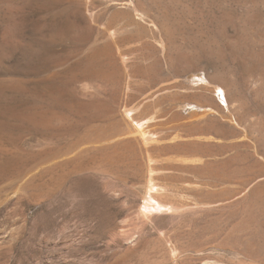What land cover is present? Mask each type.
Instances as JSON below:
<instances>
[{"label": "rangeland", "instance_id": "374dc122", "mask_svg": "<svg viewBox=\"0 0 264 264\" xmlns=\"http://www.w3.org/2000/svg\"><path fill=\"white\" fill-rule=\"evenodd\" d=\"M124 1L0 0V264H264V0Z\"/></svg>", "mask_w": 264, "mask_h": 264}, {"label": "bare ground", "instance_id": "6f19581e", "mask_svg": "<svg viewBox=\"0 0 264 264\" xmlns=\"http://www.w3.org/2000/svg\"><path fill=\"white\" fill-rule=\"evenodd\" d=\"M123 1V0H122ZM126 4H130L131 6H132V10L133 11H135V12H137L138 11V9H137V7H136V5L134 4V1L133 0H125L124 1ZM143 19H144V17H142ZM151 24H153V23H151ZM154 26H156V29H157V37H158V42H159V44H160V46H162V51L165 53V51H166V34H168V31H167V28L165 27V25L164 24H160V25H157V24H154ZM71 27V26H70ZM171 27V26H170ZM171 37V36H170ZM115 38V37H114ZM168 39V38H167ZM169 41V40H168ZM167 47H168V45H167ZM176 49V48H175ZM194 83V82H193ZM226 96L224 95V98H225ZM226 100V99H225ZM204 113V112H203ZM129 117H132V116H130L129 115ZM134 121V120H133ZM134 127H137L138 128V130H137V132L136 133H138L139 134V136H141V139H142V141L146 144V145H148L149 144V141H148V133H147V131L145 132V130H143L142 128H143V124L142 123H139V122H137V121H134ZM136 130V129H135ZM134 135H135V132L133 133ZM139 138V137H138ZM132 139V138H131ZM141 141V140H140ZM131 142V141H130ZM144 144V145H145ZM150 173H151V171H150ZM152 173H153V170H152ZM151 173V174H152ZM151 176V175H150ZM155 181H154V178L151 176L150 177V179H149V198L145 201V203H144V207H143V211L146 213V214H150V213H152V212H154V211H157V210H163V208L164 207H167V205H165V204H163V203H159L158 201H156L152 196H151V192L153 191L154 192V190H155V188H156V186H155ZM259 185V184H258ZM257 185V186H258ZM259 187V186H258ZM148 189V188H147ZM156 191V190H155ZM251 191L253 192V193H258V188L257 187H253L252 189H251ZM178 250V249H177ZM171 251V250H170ZM174 254V253H173ZM178 255V254H177ZM179 256V255H178ZM178 256H176V257H178ZM174 258H175V255H174ZM175 260H176V258H175Z\"/></svg>", "mask_w": 264, "mask_h": 264}]
</instances>
